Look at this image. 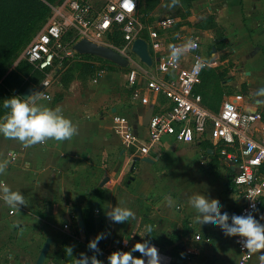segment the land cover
Returning a JSON list of instances; mask_svg holds the SVG:
<instances>
[{
  "label": "crops",
  "instance_id": "0c3cea01",
  "mask_svg": "<svg viewBox=\"0 0 264 264\" xmlns=\"http://www.w3.org/2000/svg\"><path fill=\"white\" fill-rule=\"evenodd\" d=\"M204 1L208 2L196 0L193 5ZM215 7L218 25L227 33H239V50L248 47L252 51L239 53L247 74L242 79L247 95L239 93L244 98V109L260 112L264 124V104L259 103L264 97L256 95L257 89L264 87V0H215L210 8ZM167 31L161 32L166 44L182 36L170 40ZM73 53L87 57L91 61L85 64L92 66L93 60L100 59ZM61 61L57 60L44 75L53 74L55 64L60 66ZM109 66L123 68L109 62L93 74L90 81L98 85L94 95L64 94L68 84L62 79L63 69L55 76H60L57 86L62 91L52 100L43 97L48 94L49 85L44 87L42 82L40 86L28 87L31 92H43L37 104L58 108L72 121L76 133L71 138L61 141L47 138L26 146L0 135V161H8L0 173V181L22 192L25 198L19 207L0 201V264H34L46 238L51 239L46 264L57 261L68 264L67 258L69 264H75L80 253L96 256L108 264L107 258L115 248L129 252L136 242L144 240H150L159 251L162 249L169 257V264H184L181 257L187 256L186 251L184 256L181 254L190 246L194 247L189 249L194 252L190 258L195 264H236L235 236L227 235L219 225L207 228L200 225V218L189 203V197L219 202L221 212L228 213L231 223L232 215H238L241 205L232 184L233 168L218 155V146L209 141L181 144L170 137L163 138L158 152L149 157L136 156L149 161L136 162L132 168L133 159L130 160L112 131V116L126 115L138 134L144 136L147 121L153 114L144 107H156L160 112L169 102L147 91L146 85L142 93L148 97L147 105L139 104L133 96L109 97L106 85L111 79L106 73ZM102 95L106 96L105 100L101 99ZM203 104L209 108L204 99ZM12 153L16 155L14 160L10 157ZM105 177L107 181L100 186ZM116 206L130 208L134 215L125 222L115 223L107 212ZM76 207L81 209L82 225L74 213ZM254 217L264 223V205ZM147 225L151 226V232L146 233ZM98 233H105V238L99 241L97 250L89 249L88 242ZM195 234L207 235V239L199 244L201 240H195ZM201 245H206L202 248L210 252L207 261L197 259L205 251ZM68 247L72 248V255ZM254 257L257 259L258 253Z\"/></svg>",
  "mask_w": 264,
  "mask_h": 264
},
{
  "label": "built area",
  "instance_id": "2783aa9c",
  "mask_svg": "<svg viewBox=\"0 0 264 264\" xmlns=\"http://www.w3.org/2000/svg\"><path fill=\"white\" fill-rule=\"evenodd\" d=\"M175 23L174 17L167 16L159 19L153 28L142 26L136 0H65L25 48L22 58L37 71L44 72L52 68L57 60L60 63L73 53L71 46L67 50L63 43L68 30L75 32L74 39L85 37L108 45L103 39L116 28L121 45L118 48L111 47L134 66L131 45L136 38H142L147 44L153 67L150 72L139 68L146 79V89L154 95L163 96L169 105L151 114L144 136L138 134L126 115L116 113L112 116V131L130 160L136 156L149 157L151 153L158 152L165 137L181 144L209 141L218 146V155L233 168L232 184L241 203L238 215H257L264 205L263 117L260 112L244 109V98L239 92L225 99L217 110L204 106L197 87L202 72L216 63L206 56L197 39L191 35L179 36L174 42L166 44L161 32L172 29ZM143 29L146 30V37L142 33ZM190 39L195 47L185 50L175 62L169 63L170 45L180 47ZM197 64L200 66L196 67ZM139 69L136 67L128 74L129 85L135 84ZM48 85L45 79L43 86ZM43 97L48 99L49 95L43 94ZM133 99L141 105L149 103L148 97L140 92L134 93ZM10 157L14 160L16 155L12 153ZM253 202L255 208L250 207ZM195 239L199 240L200 236L196 235ZM238 241L241 238L235 236L234 245L238 254L236 264H259L254 253L241 249ZM156 250L159 264H169V257ZM113 252L128 251L115 248ZM131 254L142 258L147 264V255ZM186 254L189 264H195L190 258L194 252L188 249ZM152 264H155V256Z\"/></svg>",
  "mask_w": 264,
  "mask_h": 264
},
{
  "label": "rangeland",
  "instance_id": "374dc122",
  "mask_svg": "<svg viewBox=\"0 0 264 264\" xmlns=\"http://www.w3.org/2000/svg\"><path fill=\"white\" fill-rule=\"evenodd\" d=\"M41 1L46 8L42 19L38 22L39 24L37 27L30 32L25 42L14 53L13 58L9 61L8 72L13 71L10 76V78L13 77L12 80L22 78L23 81H26L27 79H31L32 75L36 74L35 72H38L22 58V54L36 34L52 19L55 10L60 9L65 0ZM136 1L138 7L143 11V20L140 21L142 26L153 28L160 18L167 16L175 17L178 19V22L172 29L167 31V37L170 40H173L176 38V35L179 34L186 35L187 37L188 35H191L193 38L197 39L200 49L204 51L206 56L216 63L215 66L207 68L202 72L200 84L197 87V90L201 93L205 103L210 109L217 110L225 99L236 92H241V94L247 95L246 85L242 83V79L247 77V74H245L246 70L243 68L239 53H241V51L245 53L246 51L249 53L252 51L249 50L250 48L248 49V47L246 50L244 47L239 50V33H227L225 28L218 25L216 22L218 8H210V4H213L215 0H208V2L204 1L196 6L193 5V2L196 0ZM33 4L32 0H7V6L0 8L1 44L6 45L10 39L16 36L15 29L19 26L22 19H26L29 16L30 8L33 7ZM114 31L103 39L104 43L108 45H110L111 41L117 42L118 44L120 43L121 40H119V36L114 35ZM145 32L146 30L143 29L142 33ZM74 36L75 32L73 30H68L64 35L63 43L66 45L67 50H69L70 46L79 39H74ZM110 37L113 38L110 39ZM249 42L252 43V41ZM64 59L66 65L63 67L62 79L64 80L65 85L68 84L67 89L63 91L64 94H77L82 96L96 94L98 85H93L90 78L93 74L105 67V62L99 59L93 60L95 70L89 71L84 66L85 62L91 61L87 57L77 56L72 53ZM132 59H134V62L137 65L134 64L133 66L131 63L127 67L119 69H114L109 66V71L106 72L111 75V79L106 82V85L109 87L107 94L109 97L111 96L115 99L120 97L123 99L127 96H134V93L136 92L142 93V90L146 85V80L143 79L140 69L143 71L148 70L150 72L153 71V68H149V70L148 67L142 64L135 56ZM106 63L109 62L106 61ZM135 66L138 67V69L140 68L137 80L135 84L129 85L127 82L128 74L132 69H136ZM106 73L104 75H106ZM45 79L49 82V87L46 91L49 95L48 100H52L55 95H58V93L62 91V89L57 86L60 76L54 77L53 74L50 73L49 75L44 76L42 82ZM105 98V95L101 96V99L105 100ZM147 107L153 114L158 111L156 107H152L151 109L150 106H146L144 108ZM227 190L229 191V185ZM256 219L260 221L258 217ZM196 235L198 234H195V236ZM205 239H207V235H201V242L199 244H203ZM204 246L201 245V250L203 249V251H205L203 254L200 253L197 259L200 260L202 258L207 261L210 252H208L207 249L202 248ZM189 248L193 249L194 247L190 246ZM160 251L161 253H165L162 249H160ZM185 251L186 250L183 249L182 254H179L184 256L183 253H185ZM65 260L68 264L70 263L68 258ZM46 263L47 262L45 261L44 264ZM57 264L60 263L57 261Z\"/></svg>",
  "mask_w": 264,
  "mask_h": 264
},
{
  "label": "clouds",
  "instance_id": "9594fccd",
  "mask_svg": "<svg viewBox=\"0 0 264 264\" xmlns=\"http://www.w3.org/2000/svg\"><path fill=\"white\" fill-rule=\"evenodd\" d=\"M192 47L195 43L190 39L182 46L176 47L170 45L168 56L169 63L175 62L181 54ZM200 65L197 64L196 67ZM43 94L42 91L31 92L27 96L14 95L4 99L3 107L7 109L6 117L0 121V135L15 139L24 145H33L37 142H43L47 138H53L57 141L71 138L76 133V127L72 121L64 116L58 108H51L36 101ZM258 97H264V87L256 91ZM259 103L264 104V99ZM8 161H0V173H2ZM0 201L10 207H19L24 204L25 198L19 190H13L9 185L0 181ZM191 208L197 213L198 223L205 228L219 225L227 235L238 236L241 238V249L249 253H258L259 264H264V223L258 221L251 213L248 215H232L231 223H228L229 216L227 212L222 213V205L219 202L209 203L204 198L189 197ZM250 207L255 208L253 202ZM134 213L130 208L116 206L107 212L108 218L115 223L125 222ZM146 233L151 232L150 225L146 226ZM105 233H98L88 242L87 247L92 250L98 249V243L105 238ZM131 251H139L148 256L147 264H152L155 256V264H159L157 250L150 240L136 242ZM129 252H113L108 256V264H145L142 258L134 257ZM68 252L72 255V248L68 247ZM104 264L96 256L88 257L80 253L79 258L75 259V264ZM184 264H187L188 257H181Z\"/></svg>",
  "mask_w": 264,
  "mask_h": 264
},
{
  "label": "trees",
  "instance_id": "16d2710c",
  "mask_svg": "<svg viewBox=\"0 0 264 264\" xmlns=\"http://www.w3.org/2000/svg\"><path fill=\"white\" fill-rule=\"evenodd\" d=\"M32 1L34 4H33V7L30 8L29 16L26 19H22L19 26L15 29L16 36L10 39L9 42L6 43V45L1 44V37H0V120L6 116V113L8 111L7 109L3 107L4 99L9 98L14 95L21 96V93L29 86L30 87L40 86V84L42 83V79L45 76L44 74L49 70L48 69L47 71H44V72H40V71L35 72L36 74L32 75L31 79H27L26 81H23L22 78H17L15 80H12L13 77L10 78V76L13 71L8 72L9 61L13 58L14 53L25 42L30 32L33 31V29L37 27V25L39 24L38 22L42 19V16L46 11L45 5L42 3L41 0H32ZM6 6H7V0H0V8L6 7ZM137 11H138V14L141 15L140 21H142L143 11L141 8L138 7V4H137ZM114 30H113L115 32L114 35L119 36L118 38L119 40H121L117 29L114 28ZM113 37H110V39ZM110 45L118 48L121 45V41L119 44L117 42L111 41ZM101 61H104V60H101ZM104 62L106 63V61ZM65 65H66L65 60L61 61L60 66H58V64H55L53 68V76L55 77L56 75L60 74ZM84 66L89 71L95 70V67L90 64H85Z\"/></svg>",
  "mask_w": 264,
  "mask_h": 264
},
{
  "label": "water",
  "instance_id": "95a60500",
  "mask_svg": "<svg viewBox=\"0 0 264 264\" xmlns=\"http://www.w3.org/2000/svg\"><path fill=\"white\" fill-rule=\"evenodd\" d=\"M71 49L79 55H88V56L97 57L107 62H110L114 65H117L119 67L124 68L129 65V60L126 57H124L120 52H118L115 48L108 45L90 41L85 37L79 38L75 43H73ZM131 52L145 66L150 67L152 65V59L148 53L147 44L142 38H136L133 41L131 45ZM30 91H31L30 88H26L21 96H27L28 94H30ZM148 161L149 160L147 158L135 157L132 160V168L136 162H148ZM105 181H107L106 177L103 179L100 186H102L105 183ZM74 213L78 217L80 225H82L83 216L81 213V209L79 207H76L74 209ZM50 243H51V239L46 238L34 264L45 263L46 256L49 252Z\"/></svg>",
  "mask_w": 264,
  "mask_h": 264
}]
</instances>
